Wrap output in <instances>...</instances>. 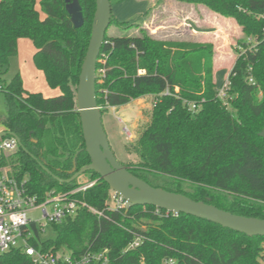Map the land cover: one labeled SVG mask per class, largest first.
Returning a JSON list of instances; mask_svg holds the SVG:
<instances>
[{
  "label": "trees",
  "instance_id": "obj_1",
  "mask_svg": "<svg viewBox=\"0 0 264 264\" xmlns=\"http://www.w3.org/2000/svg\"><path fill=\"white\" fill-rule=\"evenodd\" d=\"M177 1L200 4L241 27L245 39L238 43L243 51L230 71L226 101L217 97L212 44L167 41L140 32L105 35L99 59L106 55L107 60L104 76H96L97 106L103 115L106 108L151 97L148 124L134 145L139 161L125 166L129 173L151 187L264 220V139L259 136L264 128V20L259 18L264 16V0ZM79 4L84 24L75 29L65 0H0V94L6 109L0 126L3 132L18 136L36 159L18 147L0 155V169L16 178L27 176L29 191L39 196L51 190L69 192L85 183L78 181L80 176L70 184H60L38 162L62 180L71 178L74 167L78 171L90 163L76 89L95 0H79ZM247 38L253 43L247 44ZM21 39L32 43L34 67L59 95L44 97L26 91L19 74L9 81L3 79ZM252 44L254 48L249 49ZM100 67L98 61L96 70ZM166 90L170 95L157 98ZM182 100L203 103L191 113ZM7 137H1L0 143ZM84 175L86 183H95L76 197L102 216L81 209L50 226L53 240L35 234L32 244L43 252L64 251L79 257L106 249L109 264H164L168 260L175 264H262L264 237H247L183 214L155 216L149 206L145 213L141 207L109 210L108 185L93 172ZM136 238L141 239L140 245L126 251ZM0 264L32 263L15 249L0 255Z\"/></svg>",
  "mask_w": 264,
  "mask_h": 264
},
{
  "label": "rangeland",
  "instance_id": "obj_2",
  "mask_svg": "<svg viewBox=\"0 0 264 264\" xmlns=\"http://www.w3.org/2000/svg\"><path fill=\"white\" fill-rule=\"evenodd\" d=\"M110 2L113 18L105 33L107 36H131L146 32L161 40L212 44L213 74L217 89L222 86L235 59L243 50L238 43L245 39L241 27L232 18L224 17L200 4L177 0H110ZM116 22L121 25H117ZM34 52L35 49L29 40H19L18 53L9 60L8 71L3 79L9 81L19 74L26 91L41 93L44 97L59 95L58 89L50 88L43 74L34 67L32 62ZM151 101L152 98L144 97L122 107L106 108L102 115V124L110 147L117 161L124 166L134 165L139 161L134 145L148 124ZM5 114L4 97L0 94V118ZM123 125L130 130L131 137L128 139L121 132ZM78 181L86 184L87 175L81 176ZM32 216L35 219L40 217L38 213H33ZM44 231L45 233L41 235L42 240L55 238L50 227L47 226ZM262 254L264 256V251ZM261 263L264 264V257Z\"/></svg>",
  "mask_w": 264,
  "mask_h": 264
},
{
  "label": "water",
  "instance_id": "obj_3",
  "mask_svg": "<svg viewBox=\"0 0 264 264\" xmlns=\"http://www.w3.org/2000/svg\"><path fill=\"white\" fill-rule=\"evenodd\" d=\"M65 3V10L73 27L81 28L84 18L79 0H65ZM111 15L110 0H95L91 35L76 89V105L85 144L84 150L89 156L90 163L78 171H75L74 167L71 178L67 180L54 176L38 162L40 168L60 184H70L83 174L93 172L108 185L110 191L128 202V209L149 206L167 213L204 220L247 237H264V220L235 215L202 201H193L182 194L151 187L129 173L127 168L117 161L103 128L102 113L97 106L95 89L96 67ZM6 134L14 137L18 147L31 159L36 160L22 147L20 139L15 134L0 132V138ZM259 136L264 139V128Z\"/></svg>",
  "mask_w": 264,
  "mask_h": 264
},
{
  "label": "built area",
  "instance_id": "obj_4",
  "mask_svg": "<svg viewBox=\"0 0 264 264\" xmlns=\"http://www.w3.org/2000/svg\"><path fill=\"white\" fill-rule=\"evenodd\" d=\"M259 18L264 20V16ZM251 43L253 41L248 39L247 44ZM254 46V44L250 45L249 49L254 48ZM106 60V55H102L100 59L98 58L101 67L96 70V76H104ZM138 73L142 74L143 72L138 71ZM228 77L229 75L222 86L217 89V97L223 102L226 101L227 97ZM250 82L252 81L250 80ZM175 91L178 92L177 89ZM165 95H170L168 90L159 94L157 98ZM201 103H203V100L200 102L182 100V105L191 113H196ZM155 104L156 101L153 102V105ZM119 122L122 123L121 120ZM121 132L127 139L131 137L130 130L126 125H123ZM17 149V140L12 136L5 138L0 143V155L2 153H13ZM27 183V176L16 178L10 175L6 169H0V255L16 249L29 257L32 264H109L106 249L98 252L87 251L79 257H72L70 253L64 251L56 254L43 252L39 247L32 244L36 239L35 234L41 236L45 233L44 230L47 226L60 224L65 218L74 216L81 209H86L90 213L101 217V212L96 211L76 197L78 193H83L91 188L95 181L83 184L69 192L61 193L51 190L42 196L31 193ZM106 204L109 210L118 212L128 210V202L112 191H110ZM141 211L145 213L147 211L146 206H142ZM33 213H38L40 217L35 219L32 216ZM152 213L155 216H161L167 212L154 208ZM140 243V238L134 239L128 245L126 251L135 250ZM164 264L175 263L173 260H168Z\"/></svg>",
  "mask_w": 264,
  "mask_h": 264
},
{
  "label": "crops",
  "instance_id": "obj_5",
  "mask_svg": "<svg viewBox=\"0 0 264 264\" xmlns=\"http://www.w3.org/2000/svg\"><path fill=\"white\" fill-rule=\"evenodd\" d=\"M230 73V72H229ZM229 73H228V75H229ZM227 75V76H228ZM149 97V96H148ZM151 98V97H150ZM0 132H3V128L2 127H0Z\"/></svg>",
  "mask_w": 264,
  "mask_h": 264
}]
</instances>
